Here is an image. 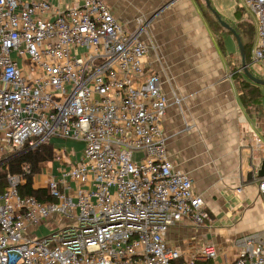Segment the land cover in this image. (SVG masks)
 <instances>
[{
  "label": "built area",
  "instance_id": "1",
  "mask_svg": "<svg viewBox=\"0 0 264 264\" xmlns=\"http://www.w3.org/2000/svg\"><path fill=\"white\" fill-rule=\"evenodd\" d=\"M241 4L258 22L251 64H264V0ZM150 48L103 0L67 8L0 0V158L54 138L84 143L75 163L34 175L50 201L22 195L29 164L8 174L0 264H218L211 242L188 255L167 240L183 218L202 225L210 215L191 176L170 159L169 97L160 75L146 69ZM53 161L61 164L63 151ZM258 189L264 193V177ZM55 217L67 223L44 228ZM236 244L228 264H264V233Z\"/></svg>",
  "mask_w": 264,
  "mask_h": 264
},
{
  "label": "crops",
  "instance_id": "2",
  "mask_svg": "<svg viewBox=\"0 0 264 264\" xmlns=\"http://www.w3.org/2000/svg\"><path fill=\"white\" fill-rule=\"evenodd\" d=\"M103 1L128 31L151 45L146 69L160 75L169 97L163 129L170 159L191 176L210 215L202 225L183 218L170 229L168 243L192 255L211 242L217 263L228 264L239 253L237 238L264 233L261 177L252 170L262 168L264 128L244 113L228 59L196 0ZM51 2L67 8L81 0ZM236 41L232 34L225 41L233 57Z\"/></svg>",
  "mask_w": 264,
  "mask_h": 264
},
{
  "label": "trees",
  "instance_id": "3",
  "mask_svg": "<svg viewBox=\"0 0 264 264\" xmlns=\"http://www.w3.org/2000/svg\"><path fill=\"white\" fill-rule=\"evenodd\" d=\"M197 3L212 33L215 34V32H219V37L215 38L219 50L223 54H225L226 44L224 35L225 33L232 34V32L221 25L220 21L217 19V17L209 8V6L205 4V6L203 7L199 3V1H197ZM239 9H241L242 12H245L246 10L244 7L241 6H239ZM205 10L212 14L211 20L207 17ZM231 26L241 37L246 52V63L249 64L250 68V65L252 63V51L254 48L253 45L256 46L257 42V31L255 30L257 28H255L253 22L248 19H244L236 24H231ZM232 78L235 88L238 92L240 102L245 112L248 111L247 109L249 106L254 107V110L257 112L259 119H261V112L264 114V104L259 86L250 82L247 79L239 77L238 73L233 74ZM247 115L249 116V114ZM54 159L55 147L53 144L50 143L41 144L35 149L23 147L21 149L9 152L5 157L0 158V194L4 192L8 185V174H20L22 172L23 164L27 163L31 166L32 171L27 177V182L21 187L22 195H32L42 201L52 200L48 189H37L34 187L33 178L34 175L41 172L43 164L47 162H52Z\"/></svg>",
  "mask_w": 264,
  "mask_h": 264
},
{
  "label": "rangeland",
  "instance_id": "4",
  "mask_svg": "<svg viewBox=\"0 0 264 264\" xmlns=\"http://www.w3.org/2000/svg\"><path fill=\"white\" fill-rule=\"evenodd\" d=\"M197 1H199V3L203 7L205 6V4L207 5L206 0H197ZM209 1L211 4V7H213V9H215L219 13L221 18L223 20H225L227 23H229L230 25L236 24V23H238L244 19H248V20L252 21L253 24L255 25V28H257L258 22H257L256 17L251 12H249L248 10H245V12L243 13L242 10L239 9V1L241 3V0H209ZM205 13H206L207 17L211 20L212 14H210L206 10H205ZM255 30L257 31V29H255ZM214 35H215V37H219V32L218 33L215 32ZM230 35L231 34H229V33L228 34L225 33V35H224L225 41H226L227 37ZM237 46H238V43H237ZM253 47H255V46L253 45ZM237 50H238V54H236V56L233 57L228 53L227 48H225V51H226L225 56L228 59V64H229V68L232 72V75L235 73H238L239 77H242V78L247 79L250 82H252L247 77V75L244 73V70L242 69L241 54H240L238 47H237ZM249 69H251L252 73L255 76L264 79V64L262 62H254L253 64L250 65ZM259 88L261 91L263 104H264V86L259 85ZM263 107H264V105H263ZM243 110H244V108H243ZM247 110H248L247 112H245V110H244V113L249 114V117H251V119L254 122H257L258 126L260 124V126L262 128H264V114L261 112L262 118L259 119L257 112L254 110V107L249 106ZM51 144L54 145L55 150L58 149L59 151L60 150L63 151L64 161L61 162V164L52 163V162H54V161H52L51 163H49L46 166L48 170H50L51 167H54V168L59 167L62 169L64 167H67V166L75 163L79 159V157L82 154L83 149H84V143L80 142L78 140L54 138V140L52 141ZM42 170H43V168H42ZM42 170H41L40 176L41 177L46 176V175H44V172ZM65 221L64 220L60 221L58 217H55L52 220L47 221L45 223L46 227H44V228L54 229L57 226H62L65 223H67V221L66 222ZM42 230H43L42 232H44V233H48L50 231H53V230H45V229H43V227H42Z\"/></svg>",
  "mask_w": 264,
  "mask_h": 264
},
{
  "label": "water",
  "instance_id": "5",
  "mask_svg": "<svg viewBox=\"0 0 264 264\" xmlns=\"http://www.w3.org/2000/svg\"><path fill=\"white\" fill-rule=\"evenodd\" d=\"M206 3H207V6H209V8L215 14V16L217 17V19L220 21L221 25L224 26L229 31H231L232 34H233V36L236 38L237 43H238V47H239V51H240V54H241V64H242V69L244 70V73L247 75V77L254 84H256V85H263L264 86V79L255 76L252 73V71L249 69V64L246 63V52H245L244 44H243V42H242L241 37L239 36V34L236 32V30L229 23H227L225 20H223L221 18V16L219 15V13L215 9H213V7H211V4H210V1L209 0H206ZM258 176L259 177H264V161H263V164H262V168L258 172Z\"/></svg>",
  "mask_w": 264,
  "mask_h": 264
}]
</instances>
